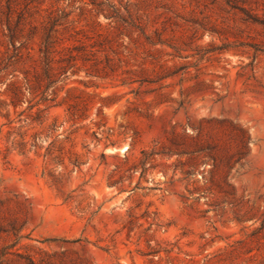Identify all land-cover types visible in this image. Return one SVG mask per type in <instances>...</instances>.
I'll return each mask as SVG.
<instances>
[{"label": "rangeland", "instance_id": "obj_1", "mask_svg": "<svg viewBox=\"0 0 264 264\" xmlns=\"http://www.w3.org/2000/svg\"><path fill=\"white\" fill-rule=\"evenodd\" d=\"M55 1L42 8L70 5L79 28L111 6L160 32L172 75L81 72L15 110L0 85V264H264V0ZM23 43L26 87L38 35Z\"/></svg>", "mask_w": 264, "mask_h": 264}, {"label": "trees", "instance_id": "obj_2", "mask_svg": "<svg viewBox=\"0 0 264 264\" xmlns=\"http://www.w3.org/2000/svg\"><path fill=\"white\" fill-rule=\"evenodd\" d=\"M44 4L45 0L27 2L25 0L23 3L0 0V23L3 27L1 31L3 38L0 40V85H5L4 94L9 100L6 107L10 106L13 110L19 108L24 103L25 93L32 96L37 93L36 95L41 96V103L54 102L56 93L53 92V97H50L47 90L58 82H63L61 86L63 89L67 86L69 77L79 76L81 72L92 85L93 80L113 78L123 65L127 68L130 65L137 67V70L130 68L125 70L124 73L131 74L132 77L121 79V85L136 82L157 83L172 75L165 74V61L160 62L159 56L154 57L161 52L154 47L166 45L161 33L155 31L153 36L148 35L145 26L130 14L124 17L111 6L108 9L100 6L96 9L91 23L79 28L77 25L81 22L80 18H73L74 11L66 10L70 5L42 8ZM99 16L108 20L112 29L111 33L105 36L95 31L101 27L97 20ZM246 16L248 20L259 23L254 16L248 14ZM38 19L39 25H35L34 22ZM26 25L30 26L29 33L24 36ZM35 34L38 35L39 70L35 74L34 84L29 86L26 84L25 87L16 79L15 66L21 60L20 49L24 48L23 39L29 40ZM78 83L86 84L81 80ZM71 90L73 88L68 91ZM108 100L110 97L101 98L99 100L101 106L110 105L106 103ZM76 106L78 104L71 106L73 111L69 112L70 120L82 117L74 110ZM86 106L87 104L82 101L80 111L83 112ZM43 111L37 110L35 121H40ZM141 155H145L144 151H141ZM138 166L142 173L146 171L145 162H140L131 169L136 170Z\"/></svg>", "mask_w": 264, "mask_h": 264}]
</instances>
